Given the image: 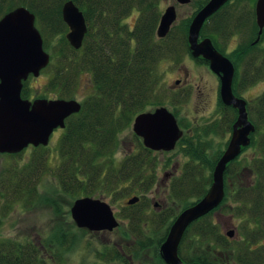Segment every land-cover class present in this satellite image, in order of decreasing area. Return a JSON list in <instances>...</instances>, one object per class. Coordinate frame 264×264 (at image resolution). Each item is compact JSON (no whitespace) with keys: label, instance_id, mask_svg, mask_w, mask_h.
Here are the masks:
<instances>
[{"label":"trees","instance_id":"trees-1","mask_svg":"<svg viewBox=\"0 0 264 264\" xmlns=\"http://www.w3.org/2000/svg\"><path fill=\"white\" fill-rule=\"evenodd\" d=\"M65 1L4 0V9L7 11L25 5L32 10L43 34L45 48L49 50L56 34H64L69 28L62 14ZM74 1L84 11L88 24L83 45L75 48L63 36L51 48V61L43 69V72L51 73L46 89L56 96L75 97L82 91L81 87L88 89L82 99L81 110L67 118L58 141L59 163L54 169L59 186L67 194L102 196L112 202L140 194L138 202L128 204L125 201L120 211V215L128 220L124 224L128 242L123 243L122 247L102 244L90 249L100 264H166L161 257L160 246L177 214L197 202L208 190L220 153L209 161L204 155L206 147L199 143V135L186 131L179 139L178 146L189 151L192 159L184 164L182 172L174 176L168 190L170 198L181 204L177 209L176 206H166L149 212L151 203L146 193L159 181L157 171L161 152L145 146L136 133L138 148L120 158L117 151L121 132L133 122L137 113L149 106L154 108L165 104L163 91L160 93L162 76L158 66L165 59H179L185 53L190 54L188 27L194 14L207 0L198 3L193 15L182 24L175 23L164 37L157 34L163 0ZM135 10H138L136 22L127 24L125 19ZM218 13L204 24L201 31L203 36L222 29L220 25L229 17ZM84 73H89V77L82 84L80 77ZM27 84L28 80L23 88L25 97L30 96ZM183 95H189V92ZM257 100L251 114L260 129L264 124V93ZM183 101H186V97L174 96L173 111L176 115V109ZM178 116L184 126V117ZM35 148L46 151L33 154L24 166L14 164L8 168L10 177L7 176L5 186L9 192H3L8 197L5 207L9 209L12 202L24 200L25 203H34V199L39 197L38 180L48 164L50 147L40 145ZM6 154L17 155L20 152ZM56 158V155L53 156V159ZM251 167L258 174L260 193L251 195L247 185L233 189L226 182L227 193L222 205L228 204V197H232L237 203L232 206L233 209L246 214L247 218L255 213L261 221L264 220V192H261L264 190V166ZM51 204L57 217L47 236L33 242H25L20 239L22 237L0 238V264L61 263L65 253L76 247L79 236L74 230L75 223L67 224L68 213L63 211L57 200H51ZM258 229L264 232L263 228ZM232 242L211 211L187 228L180 255L187 263L262 264L264 247L253 250L250 245L254 242L250 239L248 243L243 242L240 251H237Z\"/></svg>","mask_w":264,"mask_h":264},{"label":"water","instance_id":"water-1","mask_svg":"<svg viewBox=\"0 0 264 264\" xmlns=\"http://www.w3.org/2000/svg\"><path fill=\"white\" fill-rule=\"evenodd\" d=\"M188 3L191 0H177ZM228 0H208L192 18L188 41L195 57L210 61L211 68L221 77V95L225 103L239 108L233 136L213 171V181L205 195L184 208L171 224L165 241L160 246L167 264L185 263L179 254L186 229L196 219L216 208L226 195L225 171L228 163L238 156L242 146L250 142V133L255 130L248 118L246 100L235 95L233 79L235 65L217 49L210 36L200 37L204 22ZM65 22L69 25L67 39L75 48L83 45L88 31L84 11L74 0H66L62 7ZM257 14L264 26V0L257 1ZM178 16L174 3L168 4L161 15L157 28L160 37L166 36ZM51 60L44 47V39L36 25V14L26 6H17L0 18V152L16 153L33 144L48 145L57 127H65L66 119L79 112L81 101L76 98L23 97L24 80L31 73L38 76ZM134 132L143 138L146 146L154 150L173 149L183 134L176 115L166 105L138 113L133 121ZM140 199L134 195L128 199L133 204ZM72 218L78 227L89 230H113L120 221L114 207L102 197L82 196L71 206ZM235 231L229 232L234 236Z\"/></svg>","mask_w":264,"mask_h":264},{"label":"rangeland","instance_id":"rangeland-1","mask_svg":"<svg viewBox=\"0 0 264 264\" xmlns=\"http://www.w3.org/2000/svg\"><path fill=\"white\" fill-rule=\"evenodd\" d=\"M206 0H191L189 3H179L177 0H163V10L171 3H174L177 7L178 17L176 23L182 24L188 20L193 13L197 10L198 3L205 2ZM233 7V6H232ZM5 10V9H4ZM230 12L231 9H230ZM223 14V13H222ZM231 13H228L230 17ZM138 15V10H135L133 15L127 17L125 22L127 24L133 25L136 22V17ZM226 15V14H224ZM0 16L1 11H0ZM255 33H249L247 36L242 37L240 33L237 35H232L230 37H224V43L228 42L230 45H226L227 48H236L246 46L244 44L250 45V41L256 38ZM66 33H57L53 39V43L49 46L50 52L51 48L56 46L60 42V38L66 37ZM218 32L211 34L213 38L222 41L217 37ZM223 43V42H222ZM225 47V48H226ZM158 70L161 73V91H163L164 103L171 109L174 108L175 102L173 103V98L176 95L186 97V101L181 102L179 109H176L178 115L183 118L184 129L190 130L192 133L199 135V143L202 144L203 140L211 141L213 149L211 151L217 152L225 146V136L223 134L215 135L214 127H211V131L208 134H203V126L207 127L209 122L216 119L220 115L219 103L217 100V95L219 92V80L217 76L210 70V67L201 63L198 59H195L192 55L185 53L179 59L168 58L160 62ZM50 72H41L39 76H31L28 79L27 87L29 88L30 96L29 98L37 97H57L53 91L46 89L48 79L50 77ZM89 77V73H84L80 77V82L86 83ZM180 78V81H178ZM83 86V85H82ZM244 88V87H242ZM82 91L75 97L82 100L88 89L81 87ZM264 90V72L262 73V79H259L257 83L252 85H247L243 91L246 97L255 96L257 94L261 95ZM189 92V95H183ZM203 94V95H202ZM260 97V96H259ZM258 97V98H259ZM258 102L255 101V104ZM148 108H152L149 106ZM147 108V109H148ZM177 108V107H175ZM193 128V130H192ZM190 133V132H189ZM62 134V128H57L48 145L50 150H48V164L44 172L38 180L39 183V197L34 199V203H25L24 200H19L12 202L10 209L6 206L7 195L3 192L8 191L5 186L9 175V167L18 164L19 166L28 162L33 154H43L45 149L32 148L24 149L20 154L10 155L6 153H0V238H11L16 239L17 237H22L23 241L41 240L44 236H47V232H50V228L56 223V213L54 206L51 204V200H57L61 205L63 211L68 213L69 223L74 224V221L70 214V208L74 203L75 199L81 197V194L71 195L63 192L59 186V180L55 173L56 165L59 163V151H58V139L59 135ZM137 135L133 130V124L131 123L127 128H125L120 134V145L117 151V156L120 158L126 154V152L138 148L139 143L136 139ZM227 139V136H226ZM204 145V143H203ZM255 149H260L258 144L250 147L245 157H250L254 154ZM252 154V155H251ZM57 156L53 159V156ZM191 154L182 146H176L175 149L170 151H161L159 155V168H158V183L146 193V197L151 203L149 207V212L153 209H160L166 206H176L177 209L181 204L178 200L173 201L168 190L171 185V181L174 176L184 169V164L188 163L192 158ZM166 162V163H165ZM246 164L241 160L238 165L234 164L233 167L238 168L244 173ZM230 169V171H231ZM175 170V175L170 179L169 184L165 185V173ZM231 182L236 177L233 173H229ZM5 177V179H4ZM244 184H247L248 175L245 174ZM238 181H240L238 179ZM9 192V191H8ZM130 196V195H129ZM129 196L125 197L122 201L112 202L109 198L103 197L109 201L116 210V214L120 219V225L112 231L108 230H89L79 229L75 226L74 230L77 231L78 241L76 247L71 251L65 253L64 258L61 263L54 264H100L97 262L95 254L90 248L94 246L99 247L102 244L105 245H118L122 247L123 243L128 242V233L124 228V224H127L128 220L124 219L120 215L122 205L126 204V200ZM37 197V196H36ZM102 197V196H101ZM50 198V201L48 200ZM228 204H224L217 210L216 222L223 227L226 222L229 223L225 230L235 231L233 240V248L240 251L243 242L248 243L251 238V231L254 230L257 225L248 224V219L246 214H240L236 209H233V205H236V201L232 197H228ZM27 204V205H25ZM151 209V210H150ZM126 221V222H125ZM250 225V226H249ZM249 236V237H248ZM28 237V238H25ZM258 243V242H256ZM255 243V244H256ZM257 245H250L254 248L260 247L264 244V234L262 240ZM232 257V256H231Z\"/></svg>","mask_w":264,"mask_h":264},{"label":"flooded vegetation","instance_id":"flooded-vegetation-1","mask_svg":"<svg viewBox=\"0 0 264 264\" xmlns=\"http://www.w3.org/2000/svg\"><path fill=\"white\" fill-rule=\"evenodd\" d=\"M7 2H10L12 0H6ZM257 1L258 0H229L227 1L224 5H222L219 8V13L218 14H230V17L223 22V25H220L222 29L218 31L217 37L221 39L222 41L220 42L218 39H216L215 46L219 51H221L223 54L227 55L234 63L235 65V78H234V93L235 95L242 97L246 100V106H247V112H248V118L253 122V116H252V111L255 104V101H257L258 97L260 96L259 94L255 96H249L246 97L243 93L245 90V87L247 85H252L257 83L259 79H262V73L264 72V26L261 35L260 30L261 26L258 20V14H257ZM4 0H0V10L1 15L3 16L6 10H4ZM233 6V7H232ZM230 9L232 12H230ZM217 11V12H218ZM216 12V13H217ZM0 16V18L2 17ZM210 19V18H209ZM256 31V38L260 36L259 40L255 42L256 38L251 40L248 45V47H236V48H227L226 45H230L228 42L224 43V37H230L232 35H237V33H240L242 37L247 36L249 33H255ZM223 42V43H222ZM247 45V44H244ZM226 47V48H225ZM198 60L203 63L204 65L210 67V61H208L205 58H198ZM211 70V68H210ZM213 72V71H212ZM214 74L217 76L219 80V92L217 95V100L219 103V110H220V115L216 118L213 119L207 127L203 126V134H208L209 131H211V127H214L215 135L223 134L225 136V146L224 148L218 150L217 152L211 151L213 149V145L211 141H206L203 140L204 146L206 147L204 155H206L209 159V161L213 160V156L218 155L217 153H220L219 158L217 161L220 159V157L223 155L225 152L226 148L228 147L230 140L233 136L234 128H235V123L238 120L239 117V108L232 105V104H227L222 98L221 91H220V76L214 72ZM178 81H180V78H178ZM244 87V88H242ZM264 90L262 91L261 95H263ZM203 95V94H202ZM33 99V98H31ZM59 128V127H58ZM57 129V128H56ZM55 129V130H56ZM60 129V128H59ZM54 130V131H55ZM53 131V133H54ZM63 132V129H62ZM52 133V135H53ZM52 135L51 138L52 139ZM59 135V139H60ZM227 136V139H226ZM251 141L249 144L242 146V151L241 153L236 156L234 159H232L228 163V174L225 173V178L226 182L230 183V186L233 189H236L237 186H243L247 185L248 188H250V194H259L260 190L257 187V173L254 165H263L264 166V124L262 127L259 129L256 127L255 124V130L250 133ZM58 139V141H59ZM258 144L260 149H255L254 154L250 157H245L244 154L246 155L247 150L252 147L253 145ZM260 144L262 146H260ZM29 147L35 148L36 146L31 144L29 145L26 149ZM206 160V158H205ZM243 161L246 165L244 169V173L240 172V170L235 167L231 169V167L236 164L238 165L240 161ZM227 168V169H228ZM231 169V171H230ZM233 173V175L236 177L233 182L230 180L229 173ZM175 170H172L170 172L165 173V181L164 184L168 185L170 179L175 175ZM247 173L248 175V181L247 184H244V178L245 174ZM238 179L240 181H238ZM236 181V182H235ZM262 193L264 190L261 191ZM216 215H217V210L213 211V216L216 220ZM248 224L251 225H257L254 230L251 231V241L254 242L252 245H257L260 244L259 242L262 240V236L264 232L258 228H263L264 229V220L262 219L259 221L257 219V216L255 213H253V216L249 217L248 219ZM223 229H225L227 226H229V223L226 222L225 225H222ZM250 226V225H249ZM228 232H231L228 230ZM258 242V243H256ZM256 243V244H255ZM264 247V244H262L258 248H253V250L258 251L260 248ZM264 264V258L263 262Z\"/></svg>","mask_w":264,"mask_h":264}]
</instances>
